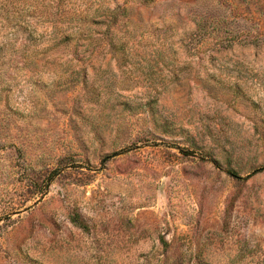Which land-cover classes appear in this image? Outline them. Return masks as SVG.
I'll return each mask as SVG.
<instances>
[{"label": "rangeland", "instance_id": "rangeland-1", "mask_svg": "<svg viewBox=\"0 0 264 264\" xmlns=\"http://www.w3.org/2000/svg\"><path fill=\"white\" fill-rule=\"evenodd\" d=\"M0 264H264V0H0Z\"/></svg>", "mask_w": 264, "mask_h": 264}, {"label": "trees", "instance_id": "trees-1", "mask_svg": "<svg viewBox=\"0 0 264 264\" xmlns=\"http://www.w3.org/2000/svg\"><path fill=\"white\" fill-rule=\"evenodd\" d=\"M54 8H56V7H54ZM54 8H53V9H54ZM49 15H50L49 17L53 18L54 16H56V11H55V12H54V11L49 12ZM54 174H55V173H53L52 176H54ZM229 174L232 175V176H235V174H232V172H229ZM50 179H51V177H50ZM74 222H75L77 225H79V226L81 225L80 222H78V221H76V220H74Z\"/></svg>", "mask_w": 264, "mask_h": 264}]
</instances>
